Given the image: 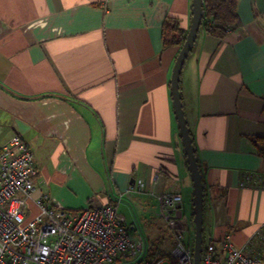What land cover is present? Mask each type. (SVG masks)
<instances>
[{
	"label": "crops",
	"instance_id": "obj_1",
	"mask_svg": "<svg viewBox=\"0 0 264 264\" xmlns=\"http://www.w3.org/2000/svg\"><path fill=\"white\" fill-rule=\"evenodd\" d=\"M235 10L223 39L199 29L180 93L202 176V239L218 250L226 236L243 247L258 235L249 250L264 259V0ZM190 18L191 0H0V148L17 135L32 150L33 200L78 212L122 195L131 237L159 252L140 234L165 233L159 197L181 196V222L192 207L170 94L180 46L163 47L162 25L187 33Z\"/></svg>",
	"mask_w": 264,
	"mask_h": 264
},
{
	"label": "built area",
	"instance_id": "obj_2",
	"mask_svg": "<svg viewBox=\"0 0 264 264\" xmlns=\"http://www.w3.org/2000/svg\"><path fill=\"white\" fill-rule=\"evenodd\" d=\"M36 173L32 150L17 135L0 148V264H159L145 261V248L135 242L115 202L72 212L53 209L42 199L32 198ZM129 186L126 193L133 192ZM36 213L28 218V202ZM161 217L173 235L170 264H193L190 239L183 223L173 214L181 196L159 197ZM172 208V209H171ZM172 210V211H170ZM258 235L243 247L226 236L217 250L206 244L201 264H264L249 250Z\"/></svg>",
	"mask_w": 264,
	"mask_h": 264
},
{
	"label": "water",
	"instance_id": "obj_3",
	"mask_svg": "<svg viewBox=\"0 0 264 264\" xmlns=\"http://www.w3.org/2000/svg\"><path fill=\"white\" fill-rule=\"evenodd\" d=\"M203 15L202 0H191V18L185 39L176 56L170 80V94L172 101L173 114L176 120L178 135L181 140L186 163L192 181V215L194 224V242L192 261L193 264H201L202 253V220H203V184L202 176L198 169L195 157V148L187 126L184 115L180 93V75L193 44L200 29Z\"/></svg>",
	"mask_w": 264,
	"mask_h": 264
},
{
	"label": "trees",
	"instance_id": "obj_4",
	"mask_svg": "<svg viewBox=\"0 0 264 264\" xmlns=\"http://www.w3.org/2000/svg\"><path fill=\"white\" fill-rule=\"evenodd\" d=\"M236 1L237 0H202L203 15L200 30L218 39H223L229 31L237 28L239 21L235 10ZM185 35L186 33L179 29L174 21L171 19H166L164 21L162 25V43L164 48L172 45L181 47ZM205 247L206 244L203 243L202 239V251ZM144 256L143 260L152 263L162 259L159 252L154 251V248H149Z\"/></svg>",
	"mask_w": 264,
	"mask_h": 264
},
{
	"label": "rangeland",
	"instance_id": "obj_5",
	"mask_svg": "<svg viewBox=\"0 0 264 264\" xmlns=\"http://www.w3.org/2000/svg\"><path fill=\"white\" fill-rule=\"evenodd\" d=\"M190 214L192 217V207L190 208V210L188 211V214L186 211H183V216H182V222L186 223V224H190L191 227V239H190V243L191 246L193 247V242H194V224H193V220H191L190 218ZM188 215V216H187ZM191 220V222H188V220ZM161 229L162 232L163 230L165 231V233H140L142 236H144V238L146 240L149 241V244H156L155 242L159 243V254L161 255L162 259H161V263L159 264H170L171 262V258L169 257L168 254H170L171 248H172V238L173 236H171V233H168V229L166 227V225L161 221ZM185 236L187 237V233H185ZM203 243L206 244L207 243V239L206 237L203 238Z\"/></svg>",
	"mask_w": 264,
	"mask_h": 264
}]
</instances>
